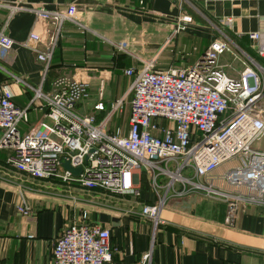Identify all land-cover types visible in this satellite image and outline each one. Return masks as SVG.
<instances>
[{
  "label": "crops",
  "instance_id": "obj_1",
  "mask_svg": "<svg viewBox=\"0 0 264 264\" xmlns=\"http://www.w3.org/2000/svg\"><path fill=\"white\" fill-rule=\"evenodd\" d=\"M140 1L0 0V32L14 42L10 51L0 49V89L9 90L14 104L26 108L34 89L51 92L59 76L84 82L87 97L75 113L94 115L109 131L120 128L126 134L131 86L144 64L152 62L156 70L191 66L225 33L252 51L255 43L247 35L258 33V46L264 47V0H142L143 6ZM33 8L72 13V20L62 25L46 73L35 52L22 46L30 34L47 40L49 25ZM184 16L192 23H183ZM127 69L135 73L126 76ZM119 100L125 109L112 115L111 105ZM97 104L103 105L102 111L94 109ZM28 116L19 125L21 134L50 122L40 102L29 107ZM7 156L0 151V264H52L54 241L82 214L88 223L109 230L113 254L107 264H137L147 252L150 264H264V208H247L227 228L223 203L221 214L205 205L196 209L195 203L161 211L163 223L154 226L140 216L144 205L156 201L144 170L138 171L139 197L133 199L84 191L58 179L26 180L7 165ZM21 188L31 210L26 217L17 211Z\"/></svg>",
  "mask_w": 264,
  "mask_h": 264
},
{
  "label": "built area",
  "instance_id": "obj_2",
  "mask_svg": "<svg viewBox=\"0 0 264 264\" xmlns=\"http://www.w3.org/2000/svg\"><path fill=\"white\" fill-rule=\"evenodd\" d=\"M139 4L143 6V1ZM30 10L48 23L47 40L43 43L30 34L22 46L35 52L46 73L62 25L72 20V13ZM182 22L191 24L192 19L184 16ZM220 35L191 66L156 70L152 62L143 65L131 86L126 134L120 128L109 131L94 115H77L75 107L87 97V84L67 76L57 77L51 92L33 90L29 107L42 103L50 122L21 134L19 125L28 122L29 107H17L12 93L0 89V150L9 151L7 165L29 181L58 179L84 191L134 199L139 197L138 171L144 170L156 201L141 208L143 219L154 226L163 223L160 213L168 198L203 197L225 205L224 223L233 228L247 208H264V150L253 148L264 136V68ZM247 37L264 60V47L258 46L261 35ZM13 45L0 32V49L10 51ZM226 53L242 64L236 79L219 65ZM124 73L132 76L135 70ZM94 109L102 111L103 105ZM122 109L119 100L110 112L120 115ZM64 161L81 167L78 177L62 168ZM20 190L17 211L26 217L31 210ZM86 220L82 214L68 222L54 241L52 264L111 261L109 230ZM150 263L147 252L137 264Z\"/></svg>",
  "mask_w": 264,
  "mask_h": 264
},
{
  "label": "rangeland",
  "instance_id": "obj_3",
  "mask_svg": "<svg viewBox=\"0 0 264 264\" xmlns=\"http://www.w3.org/2000/svg\"><path fill=\"white\" fill-rule=\"evenodd\" d=\"M222 36H224V34H222ZM226 36V35H225ZM230 40V39H229ZM231 41V40H230ZM232 46H236L238 49H240L242 52H244L249 59H251L255 64H257L258 66H261L263 67L264 65L262 63H260L259 61H257L256 57L254 55H252V53H249L247 54V52L244 50V49H241V47H239L237 44H233ZM243 48V47H242ZM235 50V49H234ZM235 52V51H233ZM231 54V53H230ZM229 53H226L225 55H223L220 59H219V65L224 67L225 68V73L229 75L230 78H233V79H236L237 78V75L239 73V71H241V67H242V64L240 63V61L236 60L233 58L232 55H230ZM258 56V55H257ZM259 57V56H258ZM234 59V60H233ZM228 65H231L232 68H234V70H230L227 68ZM230 67V68H231ZM264 68V67H263ZM124 108V106H123ZM125 109V108H124ZM122 109V113H123V110ZM121 113V114H122ZM120 114V115H121ZM119 115V114H118ZM253 148L254 149H257V150H264V136L257 142L253 145ZM1 151V150H0ZM6 151V150H5ZM8 152V155H9V151ZM133 198V197H131ZM199 199H197L196 201H191V202H176L177 199H173V198H168L164 207L162 208V211L163 212H168V211H177L178 208L182 207L183 205H191V204H195L196 205V209L200 206H207V208L209 207L211 210L213 208V210H216L217 213H222L223 211V208H222V203L216 199H211V198H203V197H197ZM134 199V198H133ZM181 199V198H179ZM202 199L203 201H205L206 203H200L198 200ZM198 202V203H197ZM225 206V205H224ZM223 206V207H224ZM225 209V207H224ZM226 210V209H225ZM197 213L195 212V214L193 213V215H196ZM219 214V215H220ZM225 211H224V218H225ZM160 218H161V213H160ZM224 223V221H223ZM224 226L228 228V226L225 225L224 223Z\"/></svg>",
  "mask_w": 264,
  "mask_h": 264
},
{
  "label": "water",
  "instance_id": "obj_4",
  "mask_svg": "<svg viewBox=\"0 0 264 264\" xmlns=\"http://www.w3.org/2000/svg\"><path fill=\"white\" fill-rule=\"evenodd\" d=\"M62 168H63L65 171L69 172V173H70L72 176H74V177H78L79 174H80V172H81V167L72 168V167L70 166V163H69L68 161H64V162L62 163Z\"/></svg>",
  "mask_w": 264,
  "mask_h": 264
},
{
  "label": "trees",
  "instance_id": "obj_5",
  "mask_svg": "<svg viewBox=\"0 0 264 264\" xmlns=\"http://www.w3.org/2000/svg\"><path fill=\"white\" fill-rule=\"evenodd\" d=\"M225 35H226L231 41L235 42V44H237L239 47H241V49H244V50L247 52V54H248V52H249V53H252V55H254V56L256 57L257 61H259L260 63H262V64L264 65V60L261 59L260 57H258L257 54L254 53V51H252V50L249 49V48L247 49V48L243 47V46L240 44V41H238L237 39H234V38H232V37H229L226 33H225ZM242 47H243V48H242ZM248 55H249V54H248ZM263 67H264V66H263Z\"/></svg>",
  "mask_w": 264,
  "mask_h": 264
}]
</instances>
